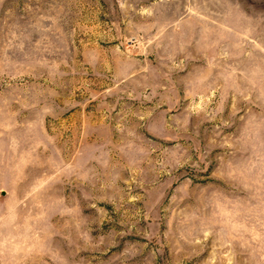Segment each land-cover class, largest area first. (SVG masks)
Segmentation results:
<instances>
[{
	"label": "rangeland",
	"instance_id": "374dc122",
	"mask_svg": "<svg viewBox=\"0 0 264 264\" xmlns=\"http://www.w3.org/2000/svg\"><path fill=\"white\" fill-rule=\"evenodd\" d=\"M0 264H264V0H0Z\"/></svg>",
	"mask_w": 264,
	"mask_h": 264
}]
</instances>
